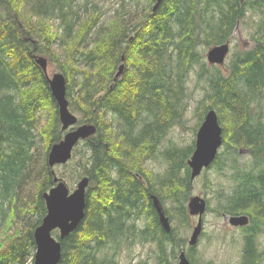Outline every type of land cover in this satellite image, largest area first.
Segmentation results:
<instances>
[{
    "label": "trees",
    "instance_id": "obj_1",
    "mask_svg": "<svg viewBox=\"0 0 264 264\" xmlns=\"http://www.w3.org/2000/svg\"><path fill=\"white\" fill-rule=\"evenodd\" d=\"M73 1L0 0V180L4 198L31 173L30 165L36 166V137L45 142L35 200L24 209V215L36 214L37 218L29 227H18L10 234L19 212L11 209L0 236V264H34V230L47 213L43 193L55 184L57 175L48 163V154L64 132L48 77L37 62L40 55L57 63L66 76L69 107L83 114L78 123L97 126L96 133L80 141L72 159L64 164L76 159L82 177L89 176L90 184L86 215L76 230L61 239L59 264H119L111 250L135 243L140 234L142 242L156 241L155 264H175L181 239L176 227L170 232L162 227L151 194L158 195L163 205L171 200L174 208L170 209L183 226L189 225L187 202L192 184L187 161L195 144L189 153L178 146L165 152L169 160L165 177L157 178L144 162L155 155L169 127L182 119L189 96L186 76L202 60L198 46L229 40L237 21L248 12L256 16L253 47L235 51L227 72L213 67L207 77L208 94L199 109L201 120L209 109L217 110L228 149L237 153L244 146L253 155L248 167L236 160L228 165L221 157L223 152L214 163L218 169L230 167L234 180L218 211L250 216L244 226L240 264H261L264 0H163L156 11V0H148L144 15L125 24L122 15L103 24L97 6L90 10L86 5L82 14ZM55 20L59 23L54 24ZM123 55L125 69L115 80ZM208 71L207 64H202L200 75ZM81 143L86 148L83 151ZM138 155L141 182L131 172ZM113 167L118 169L119 179L113 178ZM139 208L141 219L146 220L141 232L135 222ZM170 209L165 207L166 213ZM195 249L190 246L188 251L192 264H198Z\"/></svg>",
    "mask_w": 264,
    "mask_h": 264
},
{
    "label": "rangeland",
    "instance_id": "obj_2",
    "mask_svg": "<svg viewBox=\"0 0 264 264\" xmlns=\"http://www.w3.org/2000/svg\"><path fill=\"white\" fill-rule=\"evenodd\" d=\"M73 4L80 7L81 13L84 11L86 5L90 7V10H93V8H95L94 6H97L101 11L100 21L103 24L109 23L120 15H122V21L125 24L128 22H137L140 16L142 17L147 11L149 2L148 0H74ZM82 14H85V12ZM255 17L256 16H253L252 13L248 12L247 16L240 20L238 27L234 30L229 39L231 52L224 65H211L208 63L207 52L211 45L201 43L198 46V50L202 55V60L196 63L186 76L184 84L189 96H186L187 98L185 99L187 105L184 109L182 119L180 123H174L169 127L165 136L156 146L155 155L144 162V167L157 178L167 175L169 160L165 157V152L169 148L176 146L182 147L181 150H184L185 153H189L194 148L197 131L203 122L200 118L202 110L199 109V105L201 106L200 102L205 99L208 94V74L214 71L213 67L215 68V66H219L223 72H227L226 66L230 64L235 51L243 47H253L254 42L252 41V34L255 29ZM58 23V20L54 21V24ZM94 36L95 35L92 36V39ZM204 63L207 64L209 71L205 73V75H200L201 67ZM48 72L51 76L55 72H60L57 63L49 60ZM71 111L78 116V120L82 118L83 114L78 109L74 110L71 108ZM258 111L260 112V109H258ZM142 123L143 122H141V125ZM78 125L79 123L75 126ZM35 141L36 166L30 165L29 169L31 173L27 175L22 182L16 183L6 198L2 195L4 189L0 180V236L4 234L3 231L7 225L6 219L9 218L11 209L14 207L18 208L19 212L18 215L13 218L12 225L9 229L10 234L14 233L18 227H29L37 218L36 214L29 213L28 215H24L26 206L32 204L35 200L37 192L36 184L39 178L38 171L42 165L45 152V142H43L39 136L36 137ZM82 145L81 143L80 150L83 151L86 148ZM239 149L241 151L239 150L240 152L237 151V153H235L233 149H228L227 146L223 144L219 152H223L221 157L226 160L228 165H231L234 160L246 167L253 164L254 158L249 149L244 146ZM139 157V155L136 157L135 162H138L135 165L136 167L141 166V161L139 162L138 160ZM55 170L57 175L67 182L71 191L77 187L78 181L82 178V166L79 163L77 164L76 159L68 166H64V164L56 165ZM184 170L185 169L182 170V173ZM115 172L116 170L113 168L112 174L114 176ZM231 174L232 171L230 167L227 166L225 169H218L215 163H213L211 166L204 169L194 180L191 179L192 187L189 191V197L200 195L206 198L208 202L207 210L203 215V232L199 237L198 243L194 245L196 248L194 256L198 264L241 263L245 227L232 225L229 220L225 218L223 213L218 211V208L225 203L226 196L232 191L234 186V180L231 178ZM164 207L169 209L174 208V204L171 200H167ZM173 211L174 210L170 209V213L168 212L167 214L171 218L172 226L177 228L178 236L182 242V246L178 245L176 247L178 255L174 259V263L178 264L179 253L182 249L186 250L188 255L191 246L189 240L194 227L198 223V216L189 213V225L183 226L181 223L182 220H180L178 215L173 213ZM145 222L146 220L143 218L138 220V227L141 228ZM58 233L59 230L53 231L55 237H58ZM258 242L260 249L264 252V230L259 234ZM112 244L113 243H111V245ZM111 253L114 255L116 254V260L119 264H141L142 261H146L148 264H155L158 248L156 241L149 240L142 242L140 234L135 243L131 245L128 243L122 244V246L118 247L116 250L112 249ZM31 263L32 262L29 264ZM261 264H264V259Z\"/></svg>",
    "mask_w": 264,
    "mask_h": 264
},
{
    "label": "water",
    "instance_id": "obj_3",
    "mask_svg": "<svg viewBox=\"0 0 264 264\" xmlns=\"http://www.w3.org/2000/svg\"><path fill=\"white\" fill-rule=\"evenodd\" d=\"M163 0H156L153 11H156ZM243 2L244 0H240ZM240 19L237 21L235 29L238 27ZM234 29V30H235ZM231 52L230 41L213 45L207 52L209 64L224 65ZM125 56H122V63L115 74V80L124 72ZM37 62L45 71L52 94L59 106V116L62 123L61 129L64 132L63 138L54 143L48 154V163L55 173L54 167L65 164L73 157L74 148L78 143L97 131V126L93 123H78V116L69 107L67 97V79L63 72H55L52 76L48 72V58L37 56ZM73 127V128H72ZM223 126L219 121L216 109H209L204 116L203 122L197 131L195 149L188 159L191 168V179L194 180L204 169L211 166L217 158L220 147L223 145ZM55 184L43 193L46 201L47 213L42 222L34 230L36 251L34 264H59L62 256L61 239L76 230L86 215L87 188L90 184L89 176H83L77 187L71 191L67 182L58 175L54 178ZM153 205L156 208L162 227L170 232L172 223L170 216L166 213L165 207L156 194H151ZM207 199L200 195H193L188 201V210L191 215L198 216V223L194 227L189 244L194 246L198 243L203 232V215L207 210ZM225 218L232 225L246 226L250 222L248 214L230 215L224 213ZM54 230H59V237L53 235ZM178 264H192L186 250L179 253Z\"/></svg>",
    "mask_w": 264,
    "mask_h": 264
},
{
    "label": "flooded vegetation",
    "instance_id": "obj_4",
    "mask_svg": "<svg viewBox=\"0 0 264 264\" xmlns=\"http://www.w3.org/2000/svg\"><path fill=\"white\" fill-rule=\"evenodd\" d=\"M115 170H116V172H115V176L112 174V176H113V178H115V179H119L120 178V174H119V171H118V169L116 168V167H113ZM136 169H131V172H132V174L136 177V178H138V180L141 182V166H139V167H135ZM141 205V204H140ZM141 208H139V214H138V217L136 218V220H135V222L137 223L138 222V220H140L141 219V210H140ZM224 213L225 212H223V215H224ZM135 214H136V212L134 211L133 213H132V216L130 217V219H134V217H135ZM138 224V223H137ZM237 227H243V226H237ZM139 230H140V232H141V228H139Z\"/></svg>",
    "mask_w": 264,
    "mask_h": 264
}]
</instances>
